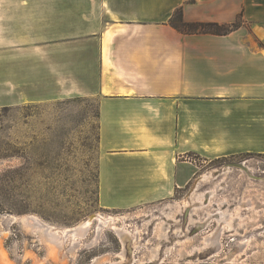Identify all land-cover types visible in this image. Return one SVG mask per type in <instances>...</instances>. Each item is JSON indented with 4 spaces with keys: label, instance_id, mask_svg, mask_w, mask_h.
<instances>
[{
    "label": "crops",
    "instance_id": "1",
    "mask_svg": "<svg viewBox=\"0 0 264 264\" xmlns=\"http://www.w3.org/2000/svg\"><path fill=\"white\" fill-rule=\"evenodd\" d=\"M187 22L245 24L185 34ZM78 69L99 107L98 202L128 211L173 199L190 156L264 154V0H0V69Z\"/></svg>",
    "mask_w": 264,
    "mask_h": 264
},
{
    "label": "rangeland",
    "instance_id": "2",
    "mask_svg": "<svg viewBox=\"0 0 264 264\" xmlns=\"http://www.w3.org/2000/svg\"><path fill=\"white\" fill-rule=\"evenodd\" d=\"M36 50L34 70L28 56L0 69V264H264V154L190 156L198 173L173 199L102 209L98 96ZM29 218L57 228L63 248L52 254ZM90 218L85 237L65 235Z\"/></svg>",
    "mask_w": 264,
    "mask_h": 264
},
{
    "label": "bare ground",
    "instance_id": "3",
    "mask_svg": "<svg viewBox=\"0 0 264 264\" xmlns=\"http://www.w3.org/2000/svg\"><path fill=\"white\" fill-rule=\"evenodd\" d=\"M242 169H245L247 170L246 166L244 165H241L240 166ZM249 171V170H248ZM209 177H205V179H208ZM213 178V177H212ZM203 179V178H202ZM204 180V179H203ZM208 181V180H207ZM199 186V184H198ZM197 187V185H196ZM194 191V190H193ZM196 191V190H195ZM198 192V191H197ZM199 194V193H198ZM197 194V195H198ZM202 194V193H201ZM200 198H202V196H200ZM195 204V203H194ZM198 204V203H197ZM189 205V204H188ZM195 206V205H194ZM185 207L187 208V206L185 205ZM191 207V206H190ZM184 207L182 206V209ZM189 211V209H188ZM240 211V210H239ZM226 215L224 214L223 215V219L224 221L226 222V224L230 221L227 220V218H225ZM230 217V216H229ZM101 224H104V225H107L111 220L112 221H116L115 218H112V217H104L102 214H100L98 216ZM24 220V219H23ZM94 219L93 218H90L88 221H85L84 223H82L81 225H79V227L73 229V230H68V231H65V235L67 234H72L74 237H85L86 236V233H87V230L88 228H90L91 224H92V221ZM192 221H195L194 219H192ZM24 222V221H23ZM26 225H29V226H32L34 228H38L42 233L46 243L48 244L50 250L52 251V254L55 253V250L58 251V250H61L64 246V243H65V236H62L59 234V231L57 228H53V227H45L44 225H42L41 223H39V221H37L36 219H33V218H29L28 220L25 221ZM230 225V223H228ZM103 225V226H104ZM114 225V224H113ZM106 227V226H105ZM37 229V230H38ZM119 229V228H118ZM121 230V229H120ZM123 231V230H122ZM121 233V232H120ZM136 236V235H135ZM121 238H123L126 242V241H130L132 242V237L130 234L128 233H121ZM136 240V239H135ZM208 240V239H207ZM134 241V240H133ZM5 256V255H4Z\"/></svg>",
    "mask_w": 264,
    "mask_h": 264
},
{
    "label": "trees",
    "instance_id": "4",
    "mask_svg": "<svg viewBox=\"0 0 264 264\" xmlns=\"http://www.w3.org/2000/svg\"><path fill=\"white\" fill-rule=\"evenodd\" d=\"M172 27L185 34H214L227 35L240 29L245 20L243 14L231 24H219L216 22H187L184 19L183 8H179L170 20Z\"/></svg>",
    "mask_w": 264,
    "mask_h": 264
}]
</instances>
